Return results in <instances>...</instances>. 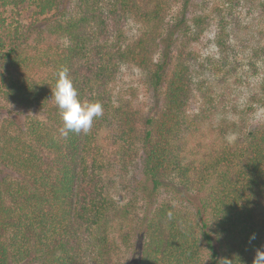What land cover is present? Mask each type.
I'll return each instance as SVG.
<instances>
[{"label":"trees","instance_id":"16d2710c","mask_svg":"<svg viewBox=\"0 0 264 264\" xmlns=\"http://www.w3.org/2000/svg\"><path fill=\"white\" fill-rule=\"evenodd\" d=\"M209 26L216 57L193 44ZM235 42L264 68V0H0V264H252L264 122L228 111L236 102L218 90ZM124 67L155 97L144 116L117 89ZM65 68L82 102L103 105L67 137L51 98ZM258 78L247 109L264 106ZM135 159L150 184L136 219L115 195Z\"/></svg>","mask_w":264,"mask_h":264},{"label":"rangeland","instance_id":"374dc122","mask_svg":"<svg viewBox=\"0 0 264 264\" xmlns=\"http://www.w3.org/2000/svg\"><path fill=\"white\" fill-rule=\"evenodd\" d=\"M26 7V6H25ZM69 8V7H68ZM20 13L22 14L18 17L22 22H29V14L30 9L20 8ZM8 20L14 22V18H16V12L12 10L7 12ZM133 25V24H131ZM134 26V25H133ZM41 27H44L41 25ZM131 29L133 27H130ZM215 32L214 26H209L199 38V41L194 44V48L197 52L201 54H211L214 57L218 55L217 48L214 46L212 42V38ZM44 43L51 44L53 49H62L65 46V40L62 37L54 38L50 34H44L43 37ZM261 44V43H260ZM44 46H46L44 44ZM252 46L243 45L241 42H235L233 48H229L227 51L228 64L232 68H235L231 73L226 74V83L218 85L219 91L224 90L226 96L236 102V107H229L228 111L232 112H244L246 113V117L252 124L258 125L264 122V106L259 105L258 103H253L251 109H247L245 105L246 97L254 88L255 81L258 76H262V70L264 69L261 65L263 61L261 59H256V56L248 57L250 53V49ZM254 47V46H253ZM239 48V49H238ZM241 49V50H240ZM244 50V51H243ZM252 61V64L249 62ZM257 69V74L252 75L254 69ZM246 75L248 77H246ZM205 84L207 79H200ZM117 89L120 90L123 94L128 95L135 107L138 110L139 114H143L145 111H149V107L154 105L155 97L153 93H150L147 86L143 83V76L139 69L134 67H124L121 70V73L117 79L116 83ZM224 87V89L221 88ZM199 100H193L190 102L188 107L189 112H194L198 109ZM228 103H231L230 101ZM234 104V102H233ZM235 106V105H234ZM235 109L237 111H235ZM228 118H230V114H227ZM228 141L233 139V135L227 137ZM130 166V165H129ZM138 163L137 159L131 164L128 172L126 173L124 179L118 184L116 190V198L120 202H129L130 204L137 205V210L134 213L133 218L136 219L138 217V213L140 215L138 206L142 203V199L144 196L148 197L150 184L148 182L143 181L137 174ZM161 195L160 197H162Z\"/></svg>","mask_w":264,"mask_h":264},{"label":"clouds","instance_id":"9594fccd","mask_svg":"<svg viewBox=\"0 0 264 264\" xmlns=\"http://www.w3.org/2000/svg\"><path fill=\"white\" fill-rule=\"evenodd\" d=\"M51 98L60 111L63 126L59 129L60 135L67 137L69 133H87L93 126L96 118L103 115V105L100 102H82L68 70L62 69L57 73L55 87ZM171 218L172 213H168ZM252 239H255L253 235ZM252 264H264V251L257 249Z\"/></svg>","mask_w":264,"mask_h":264}]
</instances>
